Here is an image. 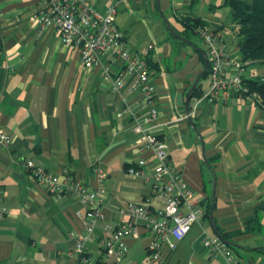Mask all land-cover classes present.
Listing matches in <instances>:
<instances>
[{
    "label": "crops",
    "instance_id": "1",
    "mask_svg": "<svg viewBox=\"0 0 264 264\" xmlns=\"http://www.w3.org/2000/svg\"><path fill=\"white\" fill-rule=\"evenodd\" d=\"M93 2L102 11L116 6V22L131 51L155 44L148 63L158 114L145 120L152 107L143 91L133 87L135 75L116 91L101 68L84 67L79 51L64 45L55 29L40 31L31 17L43 9L42 0H0V133L10 138L9 144H0V264L80 261L70 232L85 231L87 205L72 194L59 199L37 184L27 160L61 179L69 173L91 188L98 186L97 169L107 173L104 218L85 252L95 263L115 264L100 241L106 225H115L118 208L148 198L151 208L165 203L160 196L151 197L149 180L127 172L140 159L147 160L146 174L154 168L155 157L135 130L139 124L167 143L171 163L196 198L211 205V218L203 226L195 224L175 250L162 247L164 264H223L220 257L210 258L203 244L204 230L220 236L216 229L230 234L227 243L245 264H264V110L245 97L229 96L203 101L190 118L195 90L189 110L185 105L198 76L202 74L196 87L203 92L210 77L209 72L204 76L206 46L191 41V31L179 17L211 23L223 39L230 28L236 39L227 45L240 54L234 23L214 13L225 0ZM114 67L121 71L124 62L118 60ZM255 217L253 230L246 231ZM140 233L127 239L125 260L158 264L147 262L154 235L143 227Z\"/></svg>",
    "mask_w": 264,
    "mask_h": 264
},
{
    "label": "built area",
    "instance_id": "2",
    "mask_svg": "<svg viewBox=\"0 0 264 264\" xmlns=\"http://www.w3.org/2000/svg\"><path fill=\"white\" fill-rule=\"evenodd\" d=\"M93 1L42 0L43 9L34 13L31 20L40 31L55 29L64 45L79 51L80 59L87 70L93 67L101 68L103 78L114 90L122 89L126 77L135 75L133 87L140 88L144 93V101L151 104L150 114L145 118L146 121H151L157 116L158 108L155 105L156 87L149 73L148 59L156 46L150 43L140 51H131L124 32L116 22V6L102 11ZM179 1L173 0L175 4ZM197 33L206 46L210 82L207 90L194 99L188 117L194 118L197 115L198 106L203 101H214L218 98L226 100L229 96H241L263 104L260 96L250 90L247 82L258 73L247 67L241 55L229 48L213 28L201 26ZM118 60L124 62L121 71L114 67ZM262 106L264 108V105ZM135 130L143 134L144 148L153 153L154 168L149 175L146 174L144 168L147 160L140 159L136 165L129 166L127 172L149 180L151 197L160 196L165 203L162 207L151 208V198H148L145 203L128 202L120 206L115 225H106L100 243L108 258L114 256L115 264H134L125 260L128 253L127 239L139 238L140 228L143 227L154 235L147 248V262L164 264L162 247L165 246L170 251L175 250L195 224L203 226L206 211L196 198L193 188L171 163L167 143L140 124ZM9 142L10 138L5 133H0V144L7 145ZM26 167L35 182L47 188L57 198L72 194L87 205L85 231L70 232V236L75 240V251L80 257L79 264H107L93 262L85 252L86 242L94 237L98 220L104 218L107 173L97 169L98 186L91 188L81 184L69 173L61 179L52 171L36 165L33 160H27ZM203 244L210 258L220 257L223 264H245L236 250L219 235L204 230Z\"/></svg>",
    "mask_w": 264,
    "mask_h": 264
},
{
    "label": "trees",
    "instance_id": "3",
    "mask_svg": "<svg viewBox=\"0 0 264 264\" xmlns=\"http://www.w3.org/2000/svg\"><path fill=\"white\" fill-rule=\"evenodd\" d=\"M225 4L231 8V22L234 23L233 30L238 39L237 45L243 62L249 68H252V65L264 66V0H225ZM179 18L187 31L197 32L199 27L206 26V23L200 19L185 16H180ZM215 31L217 32L218 29ZM208 72L207 70L204 76ZM247 82L250 90L257 92L263 102V104L254 103L264 109L262 106L264 105V76L258 73L255 78ZM194 90L193 94H196V96H200L203 93L199 86ZM204 208L206 211L205 219L211 218V205L208 204ZM257 221V217L249 221L246 231H252ZM220 236L228 242L226 238L230 234L221 232ZM230 246L232 247V245Z\"/></svg>",
    "mask_w": 264,
    "mask_h": 264
},
{
    "label": "rangeland",
    "instance_id": "4",
    "mask_svg": "<svg viewBox=\"0 0 264 264\" xmlns=\"http://www.w3.org/2000/svg\"><path fill=\"white\" fill-rule=\"evenodd\" d=\"M213 9L215 10L214 13L219 14V16L222 15L223 18L226 17V19H228V20H226V22L231 20V16H229L230 13H231V8H230L229 5H227V4L224 3L222 6H220V7L217 6V7H214ZM214 13H213V14H214ZM171 21H172V24H173V25L176 24V21H173V20H171ZM230 23H231V21H230ZM230 25H231V24H230ZM230 25H229V26H230ZM209 27H210V28L213 27L211 23H210ZM225 33H226V34H225V36H224V39L226 40L227 44H228L229 46H230V44H234L236 38L230 36V35H231V29H230V28H227V30H226ZM189 36H190L191 41H192L195 45H198L199 47H202V48L205 47L204 42H203V40L200 38V34H199V33H197V32H195V33L191 32V33H189ZM233 39H234V40H233ZM261 67H263V69H262ZM250 69H252V70L258 72L260 75L264 76L263 74H261V73H264V66H260V65H259V66H258V65H252V68H250ZM209 77H210V76H209ZM205 80H206V78L203 79V81H205ZM209 82H210V80H209Z\"/></svg>",
    "mask_w": 264,
    "mask_h": 264
},
{
    "label": "water",
    "instance_id": "5",
    "mask_svg": "<svg viewBox=\"0 0 264 264\" xmlns=\"http://www.w3.org/2000/svg\"><path fill=\"white\" fill-rule=\"evenodd\" d=\"M164 18H165V17H164ZM165 20H166L167 25L170 27V24H169V21L167 20V18H165ZM170 30H172L171 27H170ZM172 31H173V30H172ZM177 36H178L181 40H185V38H183L181 35H178V34H177ZM207 70H208V63H207V66H206L204 72H206ZM201 75H202V74H201ZM201 75L198 76V78H197L196 81L194 82V84H193V86H192V88H191L190 92L188 93V96H187V98H186V100H185V105L187 106V109L189 108V101H190V99H191L192 92H193L194 88L197 86V84H198V82H199V80H200V78H201ZM178 98L181 99V98H182V95L180 94V95L178 96ZM180 103H183V101H180ZM188 110H189V109H188ZM212 224H213V226H214V228H215V224H214L213 221H212ZM215 229H216V228H215ZM216 232H217V234H220L219 231H218L217 229H216Z\"/></svg>",
    "mask_w": 264,
    "mask_h": 264
}]
</instances>
